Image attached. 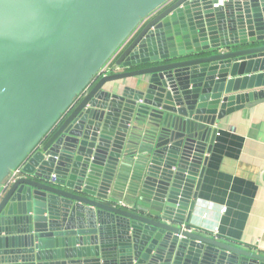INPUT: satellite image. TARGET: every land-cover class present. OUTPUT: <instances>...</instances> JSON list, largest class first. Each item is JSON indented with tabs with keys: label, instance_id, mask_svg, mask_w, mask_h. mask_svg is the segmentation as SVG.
<instances>
[{
	"label": "water",
	"instance_id": "95a60500",
	"mask_svg": "<svg viewBox=\"0 0 264 264\" xmlns=\"http://www.w3.org/2000/svg\"><path fill=\"white\" fill-rule=\"evenodd\" d=\"M258 66L264 0H0V264H264L188 225Z\"/></svg>",
	"mask_w": 264,
	"mask_h": 264
},
{
	"label": "crops",
	"instance_id": "0c3cea01",
	"mask_svg": "<svg viewBox=\"0 0 264 264\" xmlns=\"http://www.w3.org/2000/svg\"><path fill=\"white\" fill-rule=\"evenodd\" d=\"M263 83L255 80L251 89ZM215 125L188 225L264 254V102L235 110Z\"/></svg>",
	"mask_w": 264,
	"mask_h": 264
},
{
	"label": "built area",
	"instance_id": "2783aa9c",
	"mask_svg": "<svg viewBox=\"0 0 264 264\" xmlns=\"http://www.w3.org/2000/svg\"><path fill=\"white\" fill-rule=\"evenodd\" d=\"M219 4L223 2V0H218ZM116 55L114 54L110 59H108L105 64L100 68L99 75H106L108 73H114L123 70V68L119 66H115L114 61L116 59ZM22 166L23 163L16 167L14 170L10 172L6 180L4 181V185L11 183L15 178L19 177L22 174ZM55 177L52 174L51 180L54 181ZM121 204H125V202H121ZM215 234V233H213Z\"/></svg>",
	"mask_w": 264,
	"mask_h": 264
}]
</instances>
